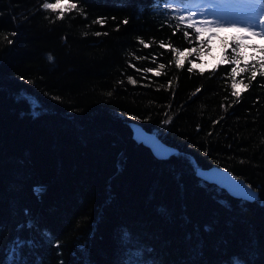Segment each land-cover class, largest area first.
<instances>
[{
  "label": "trees",
  "instance_id": "trees-1",
  "mask_svg": "<svg viewBox=\"0 0 264 264\" xmlns=\"http://www.w3.org/2000/svg\"><path fill=\"white\" fill-rule=\"evenodd\" d=\"M45 2L0 0V264L16 238L35 243L28 264H264V46L238 61L233 96L238 40L197 66L209 42L176 4L70 0L58 19ZM131 121L172 153L154 156ZM212 165L258 198L195 175Z\"/></svg>",
  "mask_w": 264,
  "mask_h": 264
},
{
  "label": "rangeland",
  "instance_id": "rangeland-1",
  "mask_svg": "<svg viewBox=\"0 0 264 264\" xmlns=\"http://www.w3.org/2000/svg\"><path fill=\"white\" fill-rule=\"evenodd\" d=\"M201 5V7H200ZM176 10L188 16L187 11L176 5ZM193 7L198 8L197 19H213L219 18L217 21L220 28L214 32H205L201 37L207 38L209 46L200 51L199 59L196 65L203 68L212 66L220 59L223 60L226 55L225 49L228 44L224 40L228 37L238 40L231 52L236 53L234 60L249 61L251 58L257 57V48L264 46V34L252 35L253 31L259 32V28H249L246 24L251 23L255 18L264 14V0H196ZM208 16L203 14L206 12ZM264 19V16L261 17ZM235 50V51H234Z\"/></svg>",
  "mask_w": 264,
  "mask_h": 264
},
{
  "label": "snow or ice",
  "instance_id": "snow-or-ice-1",
  "mask_svg": "<svg viewBox=\"0 0 264 264\" xmlns=\"http://www.w3.org/2000/svg\"><path fill=\"white\" fill-rule=\"evenodd\" d=\"M196 3V0H156V6H157V10H159L160 5H168V4H176L178 7L182 8L184 11H187L188 16H184L183 13L180 14L179 16V20L181 23L186 25L187 29H194L195 33H197V39H199V35H202L205 32H214L216 30H218L220 28V24L217 23V21H221L219 18L213 17V19H197V12H198V8L193 7V5ZM42 7L44 9H50L52 11H60V15L57 17L58 19H62L64 16V13L66 11H71L72 9L76 8V4L75 3H70V0H55V3H48L45 2ZM201 7V5H200ZM141 11H143V9H141ZM205 17L208 16L207 14V10L206 12L203 14ZM264 16V14H261L260 16H258L257 18H255L251 23L246 24L249 28H259L260 31L256 32L253 31L251 34L252 35H262L264 34V19H261V17ZM98 23H103V20L100 19L98 21H96ZM123 23L127 24L128 20L125 19L123 21ZM118 30V28H117ZM101 33H96V35H100ZM175 34V33H173ZM15 35V34H13ZM104 35H107V33H104ZM183 35L185 37L190 36V33L188 31H185L183 33ZM235 40V38H234ZM139 42L141 44L144 45L145 48L149 47L148 43H145L142 39L139 40ZM11 43V41H10ZM161 48L165 47L164 43H160L159 45ZM175 51V50H173ZM235 51V50H234ZM186 54H189L187 52H181L179 53L180 58L176 61L177 66L180 67L183 65L184 63V56ZM49 60H52L53 58L51 56L48 57ZM231 63H236L237 67H233L231 69V75L233 76V83H232V88L234 89V91L232 92L233 96H239L240 95V91L237 90L238 89V84L235 81V76L238 74L239 72H243L246 71L245 68H239L238 67V60H233L231 61ZM165 67V65L163 63H161L159 65V68L163 69ZM193 67H196V65H193ZM255 67V66H253ZM261 67H264V64L261 65ZM145 71H151V69H145ZM189 72L192 71V68L188 69ZM155 75L159 76L160 73L157 71L154 73ZM252 79H255L256 77V72L253 71L252 72ZM129 82L130 83H135L134 80H132L131 78H129ZM241 84L243 83V81L240 82ZM248 85H244V88L247 89ZM262 87H264V85H262ZM200 89H197V91H199ZM193 95H195V93H193ZM170 119V118H169ZM218 122V121H217ZM199 128V126H198ZM211 134V133H209ZM242 183V182H239ZM245 187L249 190V192L252 195V198H258L257 194L251 190L250 186H246ZM42 191H44L43 188H37L36 192L37 194L41 193ZM31 223L29 222L28 227H31ZM44 236L46 238H51L50 233L45 232ZM123 238L125 240L130 239L129 234L127 232H124L123 234ZM25 247H35V243L33 241H25L22 240L20 238H16L12 244L11 247L8 250V254H7V262L6 264H28L27 259H25L24 254L22 252V249H24ZM136 255L139 256L140 252L137 251ZM85 264H89L88 261L85 262ZM126 264H140L139 261H133V260H128L126 262ZM144 264H146V262H144ZM232 264H245L244 261H242L241 259H235Z\"/></svg>",
  "mask_w": 264,
  "mask_h": 264
},
{
  "label": "water",
  "instance_id": "water-1",
  "mask_svg": "<svg viewBox=\"0 0 264 264\" xmlns=\"http://www.w3.org/2000/svg\"><path fill=\"white\" fill-rule=\"evenodd\" d=\"M134 134V139L149 148L151 153L158 158H166L172 153L173 148L164 143L155 133L146 131L138 123L130 122ZM195 175L204 181L215 184L220 189H224L231 197H237L248 201H253L251 193L245 187L250 186L243 179L233 175L228 169L220 168L216 165L211 167L195 168ZM242 182V183H239ZM251 190L256 191L250 186ZM257 194V193H256Z\"/></svg>",
  "mask_w": 264,
  "mask_h": 264
},
{
  "label": "bare ground",
  "instance_id": "bare-ground-1",
  "mask_svg": "<svg viewBox=\"0 0 264 264\" xmlns=\"http://www.w3.org/2000/svg\"><path fill=\"white\" fill-rule=\"evenodd\" d=\"M152 133V132H151ZM157 157V156H156ZM241 199V198H240ZM243 200V199H242ZM248 201V200H247Z\"/></svg>",
  "mask_w": 264,
  "mask_h": 264
}]
</instances>
